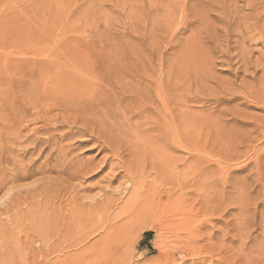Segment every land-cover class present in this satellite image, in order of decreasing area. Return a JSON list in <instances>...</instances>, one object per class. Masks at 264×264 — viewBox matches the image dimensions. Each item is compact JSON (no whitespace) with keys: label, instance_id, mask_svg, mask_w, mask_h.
Wrapping results in <instances>:
<instances>
[{"label":"rangeland","instance_id":"374dc122","mask_svg":"<svg viewBox=\"0 0 264 264\" xmlns=\"http://www.w3.org/2000/svg\"><path fill=\"white\" fill-rule=\"evenodd\" d=\"M258 1L0 0V264H264Z\"/></svg>","mask_w":264,"mask_h":264},{"label":"bare ground","instance_id":"6f19581e","mask_svg":"<svg viewBox=\"0 0 264 264\" xmlns=\"http://www.w3.org/2000/svg\"><path fill=\"white\" fill-rule=\"evenodd\" d=\"M258 1V0H257ZM260 1H263V0H260ZM259 2V1H258ZM257 4V3H256ZM254 7H255V5H254ZM260 7V6H259ZM259 23V22H258ZM93 84V83H92ZM87 88V87H86ZM87 90V89H86ZM93 90V89H92ZM55 91V90H54ZM56 92V91H55ZM84 92V91H83ZM93 92V91H92ZM46 93V92H45ZM50 93V92H49ZM52 93V92H51ZM88 93V92H87ZM86 93V94H87ZM105 94V93H104ZM52 95H54V94H52ZM79 95H80V93H79ZM46 96V95H45ZM78 96V95H77ZM89 96V95H88ZM70 97V96H69ZM69 97H67V98H69ZM81 98H82V96H79V99L81 100ZM61 99H66V98H61ZM70 100H73V98L71 99L70 98ZM79 100V101H80ZM83 100V99H82ZM54 101V100H53ZM58 101V100H57ZM95 101V100H94ZM68 102H69V100H68ZM78 102V101H77ZM76 102V103H77ZM91 102V101H90ZM46 103V102H45ZM70 103H74V104H76L75 102H70ZM69 103V104H70ZM79 103H83V102H79ZM86 104V103H85ZM78 105H83V104H78ZM87 105H89V102H88V104ZM86 105V106H87ZM90 105H92V104H90ZM60 106V105H59ZM81 106H80V108H81ZM85 106V105H84ZM98 106V105H97ZM88 107V106H87ZM103 106L101 105V108H102ZM79 108V109H80ZM85 109H87L86 107H85ZM95 110V109H94ZM88 111V110H87ZM90 111V110H89ZM92 111V110H91ZM68 137V136H67ZM66 137V138H67ZM70 137V136H69ZM81 143V142H80ZM106 160V159H105ZM104 161V160H103ZM112 160L111 159H109V162H111ZM118 161H119V159H118ZM170 162V161H169ZM119 163V162H118ZM102 164V163H101ZM105 164V163H104ZM104 168V167H103ZM127 172H128V170H127ZM104 177V176H103ZM141 179V178H140ZM139 180V179H138ZM142 181V180H141ZM131 182V181H130ZM131 184L133 185V187H132V190L130 191V192H128V189H125L124 191H126V193L128 192V195H127V197H126V200H125V202H126V206L123 208V210H125L124 211V213H127V218H129V219H131V220H133V219H135V218H140V216H144V214L145 213H143L142 212V208H140L139 206H138V202L136 203V201H137V199H139V198H142V197H144V199L146 200V201H150V199L148 198V195L147 194H142V185L138 182V181H136V180H133L132 182H131ZM108 186H109V184H108ZM127 187H129V186H127ZM107 188V187H106ZM115 190V189H114ZM101 191V190H100ZM124 191L123 192H120V195H122V194H124ZM146 192V191H145ZM95 195H97V194H95ZM100 195V194H99ZM152 195V194H151ZM89 198V197H88ZM92 198V197H91ZM95 200H96V198H98V197H93ZM92 198V199H93ZM154 198V197H153ZM158 199H159V197H158ZM153 204H154V202H153ZM162 204H163V202H162ZM140 205V204H139ZM143 205V204H142ZM161 207H160V211L159 212H162L163 213V216H165V214H169L168 215V217L166 216L165 218H167L165 221L170 225V226H172L173 227V225L172 224H174V220H173V218H174V216H173V214H174V211L179 207L178 206V204L177 203H175V202H172V200H169L166 204H163V205H160ZM130 209V210H129ZM142 212V213H141ZM180 212V211H179ZM156 215H158V213L156 214ZM163 218V217H162ZM165 218H163V219H165ZM186 224V223H185ZM161 226V225H160ZM169 227V226H168ZM108 228V227H107ZM163 228V227H162ZM177 228V227H176ZM121 238V235L119 234V232H116L115 234H112L111 235V240H109L110 239V236H108V238H107V241H109V242H111L112 244L113 243H116L119 239ZM104 259V258H103Z\"/></svg>","mask_w":264,"mask_h":264}]
</instances>
